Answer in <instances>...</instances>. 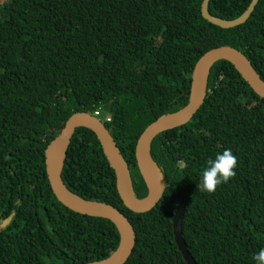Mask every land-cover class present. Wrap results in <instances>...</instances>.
Masks as SVG:
<instances>
[{
    "label": "trees",
    "instance_id": "obj_1",
    "mask_svg": "<svg viewBox=\"0 0 264 264\" xmlns=\"http://www.w3.org/2000/svg\"><path fill=\"white\" fill-rule=\"evenodd\" d=\"M252 1L212 0L208 12L234 21ZM203 2L3 0L0 264H90L120 247L113 222L69 210L51 188L46 151L71 116L101 113L129 166L135 197L144 200L137 142L151 124L186 108L194 69L207 52L239 50L264 81V0L232 29L208 22ZM228 149L238 158L236 177L215 194L199 191L208 159ZM150 156L164 195L155 209L137 214L121 199L92 131L78 128L67 153V188L132 223L136 246L126 264H187L174 217L188 191L183 238L195 261L256 264L254 255L264 249V99L231 63L212 67L201 109L187 125L159 135Z\"/></svg>",
    "mask_w": 264,
    "mask_h": 264
},
{
    "label": "water",
    "instance_id": "obj_2",
    "mask_svg": "<svg viewBox=\"0 0 264 264\" xmlns=\"http://www.w3.org/2000/svg\"><path fill=\"white\" fill-rule=\"evenodd\" d=\"M211 1L204 0L202 5L203 17L215 26L223 29H232L244 25L251 18L260 0H253L246 13L234 21H224L211 17L208 12ZM220 61L231 63L253 91L264 99V81L256 73L243 53L232 47H220L207 52L194 69L190 99L186 108L151 124L137 142V165L148 189V196L144 200H138L135 197L129 166L109 130L98 117L86 112L74 114L67 121L60 136L49 145L46 151L47 175L58 201L77 214L109 220L117 226L120 232L121 244L119 249L110 258L97 262V264H126L136 246V233L129 219L116 208L86 201L73 194L67 188L63 180V171L67 153L76 130L78 128H87L97 136L106 157L116 173L117 189L125 206L137 214L148 213L160 203L165 190V185L151 160V145L159 135L183 127L194 118L204 103L208 74L212 67ZM189 202L190 192L188 191L182 198L174 217L175 241L186 263L198 264L189 253L183 238V221ZM10 223L11 218L3 224V227L6 228Z\"/></svg>",
    "mask_w": 264,
    "mask_h": 264
},
{
    "label": "clouds",
    "instance_id": "obj_3",
    "mask_svg": "<svg viewBox=\"0 0 264 264\" xmlns=\"http://www.w3.org/2000/svg\"><path fill=\"white\" fill-rule=\"evenodd\" d=\"M178 163L181 166L184 164L183 161ZM237 168L238 158L230 149L224 150L222 154H217L214 159H208L207 166L202 171L201 182L197 185L198 190L215 194L222 185L236 177ZM253 259L256 264H264V249L255 254ZM93 264H97V262L93 261Z\"/></svg>",
    "mask_w": 264,
    "mask_h": 264
},
{
    "label": "built area",
    "instance_id": "obj_4",
    "mask_svg": "<svg viewBox=\"0 0 264 264\" xmlns=\"http://www.w3.org/2000/svg\"><path fill=\"white\" fill-rule=\"evenodd\" d=\"M95 116L99 118V117H101V113L100 112H97V113H95ZM107 121L110 122V119L107 118Z\"/></svg>",
    "mask_w": 264,
    "mask_h": 264
},
{
    "label": "rangeland",
    "instance_id": "obj_5",
    "mask_svg": "<svg viewBox=\"0 0 264 264\" xmlns=\"http://www.w3.org/2000/svg\"><path fill=\"white\" fill-rule=\"evenodd\" d=\"M0 4H3V0H0ZM101 117H102V115H101ZM108 118V117H107ZM110 119V118H109ZM100 120L103 122V123H105L106 121L104 120V118H100Z\"/></svg>",
    "mask_w": 264,
    "mask_h": 264
}]
</instances>
